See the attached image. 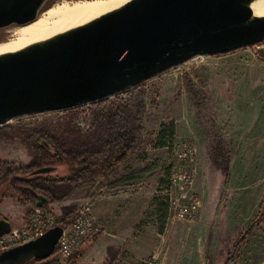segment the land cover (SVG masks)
Wrapping results in <instances>:
<instances>
[{
  "label": "rangeland",
  "instance_id": "rangeland-1",
  "mask_svg": "<svg viewBox=\"0 0 264 264\" xmlns=\"http://www.w3.org/2000/svg\"><path fill=\"white\" fill-rule=\"evenodd\" d=\"M17 28L0 30V40L12 39ZM140 86L146 90L144 132L128 160L108 181L55 189L67 193L72 206L64 215L69 213L70 222L79 204L91 200L97 222L107 231L84 246L78 264H108L118 255L141 262L154 253L160 254L161 264H225L252 225L236 262L264 264V43L196 57ZM89 105L43 120L11 122L0 137V160L26 170L34 156L22 134L44 127L76 149L80 133L93 126ZM79 121L90 123L91 129L79 127ZM185 143L197 148L194 193L202 204L195 220L173 222L170 195L182 189L172 188L170 181L177 171L178 145ZM54 166L58 170L52 176L70 175L69 165ZM106 189L117 210L116 224L109 226L103 223L106 213L98 199ZM3 193L8 195L2 201L3 217L15 226L37 207L23 202L9 182L0 188V197ZM52 259L60 264L67 260L58 254Z\"/></svg>",
  "mask_w": 264,
  "mask_h": 264
},
{
  "label": "water",
  "instance_id": "water-1",
  "mask_svg": "<svg viewBox=\"0 0 264 264\" xmlns=\"http://www.w3.org/2000/svg\"><path fill=\"white\" fill-rule=\"evenodd\" d=\"M53 0H0V30L38 21ZM259 0H130L82 26L0 54V128L25 116L69 110L136 88L200 56L264 43ZM5 40H0L2 43ZM47 166L34 175L56 171ZM48 203L40 197L37 207ZM12 223L0 218V237ZM64 228L0 253V264L48 260Z\"/></svg>",
  "mask_w": 264,
  "mask_h": 264
},
{
  "label": "trees",
  "instance_id": "trees-1",
  "mask_svg": "<svg viewBox=\"0 0 264 264\" xmlns=\"http://www.w3.org/2000/svg\"><path fill=\"white\" fill-rule=\"evenodd\" d=\"M56 1H51L46 9ZM145 96V88L138 86L90 104L93 126L86 134L80 133L75 144L76 149L66 146L53 135V130L49 127L27 130L22 135L34 156L33 164L26 170H21L9 162L0 160V171L4 173L3 179L0 180V188L4 183L9 182L10 188L15 190L23 202L37 205L40 197H43L48 200L44 207H48L50 203L67 196L63 190L58 193L55 189L66 188L69 184L79 186L84 181L107 180L116 174L120 166L128 160L142 138ZM151 104L156 105V101H152ZM6 127L0 128V137L6 136ZM54 165H60V169L61 166L69 165L70 175L62 178L52 176V173L33 174L36 169L47 166L55 167ZM227 174H229L228 170ZM57 193L59 195H56ZM7 197L8 195L3 193L0 197V204ZM70 223L69 213L58 220V225L63 228H67ZM252 229L253 225L242 234L233 253L227 255L225 264H237L235 255L240 252ZM83 257L84 252L81 250L68 258L65 264H78ZM29 264H60V262L53 259H35Z\"/></svg>",
  "mask_w": 264,
  "mask_h": 264
},
{
  "label": "built area",
  "instance_id": "built-area-1",
  "mask_svg": "<svg viewBox=\"0 0 264 264\" xmlns=\"http://www.w3.org/2000/svg\"><path fill=\"white\" fill-rule=\"evenodd\" d=\"M67 110L54 111L42 114L25 116L17 120L27 118L43 120L45 116L53 113H63ZM31 121V120H27ZM91 122V121H90ZM78 126L91 129L90 123L78 122ZM177 171L172 175L170 185L172 188H181L177 194L170 195L169 212L171 221L195 220L201 208V197L194 193L197 176L196 159L197 148L194 144H180L177 148ZM59 217L50 208L36 207L26 217L25 223L13 228L12 231L0 237V253L25 245L41 236L50 229L59 226ZM107 231L99 225L95 215L94 204L86 200L79 204L72 222L64 228L56 247V254L63 258H70L81 251L84 246ZM109 264H161L160 254L154 253L145 261H135L128 257L118 255Z\"/></svg>",
  "mask_w": 264,
  "mask_h": 264
},
{
  "label": "bare ground",
  "instance_id": "bare-ground-1",
  "mask_svg": "<svg viewBox=\"0 0 264 264\" xmlns=\"http://www.w3.org/2000/svg\"><path fill=\"white\" fill-rule=\"evenodd\" d=\"M130 0H62L44 12L37 22L18 27L14 37L0 43V54L21 50L34 43L82 26ZM256 16H264V0L252 5ZM31 173V172H30Z\"/></svg>",
  "mask_w": 264,
  "mask_h": 264
},
{
  "label": "crops",
  "instance_id": "crops-1",
  "mask_svg": "<svg viewBox=\"0 0 264 264\" xmlns=\"http://www.w3.org/2000/svg\"><path fill=\"white\" fill-rule=\"evenodd\" d=\"M103 181H108V180H103ZM70 188H69V191H71V187L73 186L72 184L70 185H68ZM124 187H126V188H128V187H130V186H124ZM123 187V188H124ZM108 188V187H107ZM119 188V187H118ZM120 188H122V187H120ZM110 189H106V190H102V194L98 197V199L100 200V202H102L103 203V205H102V207L105 209V216H104V221L106 220V222H103L104 224H107L108 226L109 225H113V224H116L115 222H114V219L116 218L114 215H115V210H116V208L115 207H113V205L112 204H110V200H109V196H110V194H106V192L107 191H109ZM113 190H115V188H113ZM118 193H121V191L120 192H118ZM68 198V197H67ZM66 197L65 198H63V199H61V200H59V201H57V202H54V203H50L49 205H48V207L51 209V210H53L56 214H57V216L58 217H62L63 215H64V213L66 212V211H68V210H70L71 209V204H70V202L68 201V199H67ZM77 201V200H76ZM105 203H107V204H105ZM48 207H46V208H48ZM97 208H99V206H97ZM94 209H95V207H94ZM118 210H119V207L117 208ZM117 211V210H116ZM6 212V203H2L1 205H0V218H4L3 216V213H5ZM95 215H96V213H95ZM27 217V216H26ZM26 217L24 218V219H20V223L18 224V225H16L15 226V228H18V227H20V226H22L24 223H25V221H26ZM11 222V221H10ZM12 223V222H11ZM12 225H14L13 223H12ZM103 227V226H102ZM106 229V228H105ZM91 242V241H90ZM84 258V257H83ZM110 263V262H109Z\"/></svg>",
  "mask_w": 264,
  "mask_h": 264
},
{
  "label": "flooded vegetation",
  "instance_id": "flooded-vegetation-1",
  "mask_svg": "<svg viewBox=\"0 0 264 264\" xmlns=\"http://www.w3.org/2000/svg\"><path fill=\"white\" fill-rule=\"evenodd\" d=\"M58 1V0H57Z\"/></svg>",
  "mask_w": 264,
  "mask_h": 264
}]
</instances>
